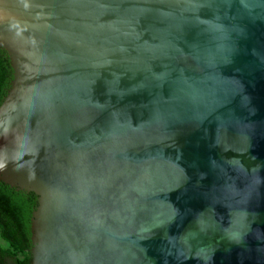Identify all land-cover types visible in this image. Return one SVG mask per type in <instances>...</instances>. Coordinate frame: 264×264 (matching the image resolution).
I'll return each instance as SVG.
<instances>
[{
	"label": "water",
	"instance_id": "1",
	"mask_svg": "<svg viewBox=\"0 0 264 264\" xmlns=\"http://www.w3.org/2000/svg\"><path fill=\"white\" fill-rule=\"evenodd\" d=\"M0 49L32 264H264V0H0Z\"/></svg>",
	"mask_w": 264,
	"mask_h": 264
},
{
	"label": "trees",
	"instance_id": "2",
	"mask_svg": "<svg viewBox=\"0 0 264 264\" xmlns=\"http://www.w3.org/2000/svg\"><path fill=\"white\" fill-rule=\"evenodd\" d=\"M13 79L9 58L0 49V105ZM37 206L33 193L17 191L0 182V264H32L31 218Z\"/></svg>",
	"mask_w": 264,
	"mask_h": 264
},
{
	"label": "rangeland",
	"instance_id": "3",
	"mask_svg": "<svg viewBox=\"0 0 264 264\" xmlns=\"http://www.w3.org/2000/svg\"><path fill=\"white\" fill-rule=\"evenodd\" d=\"M0 246L7 247V244L2 240L0 236Z\"/></svg>",
	"mask_w": 264,
	"mask_h": 264
}]
</instances>
